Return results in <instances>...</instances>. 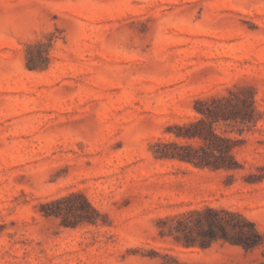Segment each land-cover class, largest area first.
I'll list each match as a JSON object with an SVG mask.
<instances>
[{
  "label": "rangeland",
  "instance_id": "374dc122",
  "mask_svg": "<svg viewBox=\"0 0 264 264\" xmlns=\"http://www.w3.org/2000/svg\"><path fill=\"white\" fill-rule=\"evenodd\" d=\"M242 88L262 118L242 169L155 158L197 100ZM204 207L264 233V0H0V264L254 263L171 233Z\"/></svg>",
  "mask_w": 264,
  "mask_h": 264
},
{
  "label": "trees",
  "instance_id": "16d2710c",
  "mask_svg": "<svg viewBox=\"0 0 264 264\" xmlns=\"http://www.w3.org/2000/svg\"><path fill=\"white\" fill-rule=\"evenodd\" d=\"M246 92V95H244ZM248 92V95H247ZM197 117L171 126V141H158L153 154L159 160H177L200 169L237 171L243 165L235 152L243 146L246 130L255 127L261 118L253 90H230L227 95L199 99L195 104ZM75 195L55 200L46 206L66 202ZM92 211L84 214L77 208L83 221L96 224L101 213L85 200ZM62 208H50L48 216H64ZM171 233L177 234L186 248H209L220 240L242 247L247 253L262 248L260 257L251 264H264V233L253 221L239 212L223 208L204 207L178 215L173 219ZM161 264H188L166 254Z\"/></svg>",
  "mask_w": 264,
  "mask_h": 264
}]
</instances>
